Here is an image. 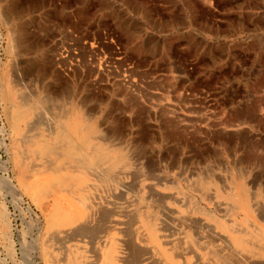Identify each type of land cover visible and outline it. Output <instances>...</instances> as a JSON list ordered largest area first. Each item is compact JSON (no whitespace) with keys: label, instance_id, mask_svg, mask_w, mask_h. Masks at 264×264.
<instances>
[{"label":"rangeland","instance_id":"rangeland-1","mask_svg":"<svg viewBox=\"0 0 264 264\" xmlns=\"http://www.w3.org/2000/svg\"><path fill=\"white\" fill-rule=\"evenodd\" d=\"M56 2L0 0V84L42 99L12 135L0 88V177L28 180L15 204L0 178V264H264V0ZM67 102L119 160L35 205Z\"/></svg>","mask_w":264,"mask_h":264},{"label":"bare ground","instance_id":"bare-ground-1","mask_svg":"<svg viewBox=\"0 0 264 264\" xmlns=\"http://www.w3.org/2000/svg\"><path fill=\"white\" fill-rule=\"evenodd\" d=\"M47 1L50 2L51 5H54L57 3L56 2L57 0H47ZM26 3H27V1H26ZM15 30H17V29H15ZM19 37L20 36H19L18 32H16V33H10L9 32L8 37H7V41H6V47L4 48V50L7 52H10L12 47L16 46L18 44ZM67 67L68 66H66V68ZM124 76H125V74H124ZM121 79L124 80L123 82H127V83L129 82L127 78L125 79L122 77ZM129 83L132 84V81ZM130 84H128V86H130ZM0 86H1L0 87L1 88V94L5 98V103H4L5 112H6V115L8 116V120L10 121V124H11L10 125L11 134L17 135L21 130L20 122L23 121L25 117L27 118V115L32 113V111H34L36 109V107L40 105L42 99L36 98V97H31L29 99H24V100H22V102H18L17 104L14 105L11 102V100L9 99L11 97V94H12L11 89L8 88V86L4 83V81L1 82ZM66 104L68 105L67 106L68 111L63 110V113H61L59 115L55 113L58 116L54 117V119H56V122L58 123V125L56 127V136H57V139H59L61 141L60 160L57 161L55 164L49 166L48 168L47 167L45 169L43 168V170H45L46 176H45V178H43L42 188H39L38 191L32 192L31 196L29 195L32 198L33 204H35V205H36L37 199L40 198L42 195H46L47 191H49L50 189L55 188V187H61L63 184L69 183L73 179L76 181V179L81 178V180H82L84 176H79V175L85 174V171H87L86 169H88L87 167L89 164H91L92 162H94V163L97 162L99 158H104L105 153L109 157V160H110L109 168L111 170L119 160V156L113 155V152H112L116 149H108L105 147L104 144L93 146V147H91L89 145L90 147H88L87 143L89 142V139H91L93 137V134L96 131L95 127L89 126V125H87V126L81 125V128L78 131H76L78 134L76 136H73L72 132L74 131V129H76L75 128V118L78 117V112H77L78 108L76 107L75 104H72L71 102H67ZM45 144H43V146H41V148H40L41 153H47L48 151L51 150V148ZM12 157L14 160H16L17 154L15 152H12ZM75 157H80L83 160L80 163H77V162L75 163L73 161L75 159ZM72 162H74L75 164L73 166L72 165L70 166L69 164H71ZM0 164H1L0 168H1L2 172H4V173L7 172V168H8L7 164L8 163L7 162L5 163V161L2 162L0 160ZM0 178L6 183L8 190H9L7 192H9V194L12 195V199L14 200L13 202L15 204H18L22 200L21 191L19 190V187L22 189L27 188L28 187V180L23 178L22 180L15 183L11 180V178H9V176L3 175ZM1 183H3V182L1 181ZM36 187H37V185H36ZM33 188H34V186H33ZM27 209L30 212L33 211V209L30 206H28ZM146 222L148 223V221H146ZM149 224L150 223H148L147 225L149 226ZM0 230H1L0 234H1V237L3 239L2 243H3V246L5 248V251L8 252L9 259H13V255L16 253L14 252V250H15L14 244L12 243V242H14L13 236H12V231H10L11 230L10 228L8 229V226H7V224L3 218L2 212H0ZM41 233H42V231H41ZM41 233L39 234L40 237H41ZM37 238L38 237H35L33 247H34V245H36L35 250H38L39 252L41 250V254H43V256H44L45 241L39 242L37 240H40L41 238L40 239L39 238L37 239ZM18 241L21 245H23V244L25 245V243H23L22 239L19 238ZM250 247H251V245H250ZM259 250H260V248H259ZM2 260L5 263L7 258L4 257ZM0 261H1V259H0ZM31 263L33 264L34 262H31ZM219 263L221 264V262H219Z\"/></svg>","mask_w":264,"mask_h":264}]
</instances>
